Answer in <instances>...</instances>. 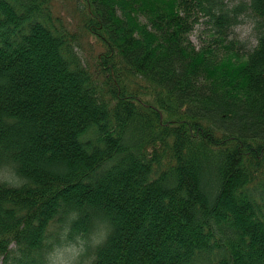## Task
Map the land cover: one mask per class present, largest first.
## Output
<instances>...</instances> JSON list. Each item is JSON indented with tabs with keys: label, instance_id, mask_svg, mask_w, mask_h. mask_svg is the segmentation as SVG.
<instances>
[{
	"label": "trees",
	"instance_id": "1",
	"mask_svg": "<svg viewBox=\"0 0 264 264\" xmlns=\"http://www.w3.org/2000/svg\"><path fill=\"white\" fill-rule=\"evenodd\" d=\"M0 170V264H264V0H0Z\"/></svg>",
	"mask_w": 264,
	"mask_h": 264
},
{
	"label": "rangeland",
	"instance_id": "2",
	"mask_svg": "<svg viewBox=\"0 0 264 264\" xmlns=\"http://www.w3.org/2000/svg\"><path fill=\"white\" fill-rule=\"evenodd\" d=\"M58 7L61 9L62 4L60 3ZM61 10L62 11H60V14L64 17L65 20L66 18L69 20L73 19L66 8H62ZM254 24L255 18L253 14L246 13L242 16L241 22L234 29L235 37L241 40L246 48H251L256 44L257 39ZM72 27L76 28L74 25ZM192 39L197 45L201 43V33L199 27L196 28L194 33L192 34ZM78 50L80 54L84 57L85 62L90 65L91 68H94L97 65L98 62L96 61V57L103 51L100 44L96 41V37L94 36L84 38L81 41V46L80 48H78ZM0 178L13 179V173H11L9 170H0ZM70 246L80 247V245L78 244H70L58 248L53 255L52 264H61V253L63 252L65 247ZM65 258L67 257L65 256Z\"/></svg>",
	"mask_w": 264,
	"mask_h": 264
},
{
	"label": "clouds",
	"instance_id": "3",
	"mask_svg": "<svg viewBox=\"0 0 264 264\" xmlns=\"http://www.w3.org/2000/svg\"><path fill=\"white\" fill-rule=\"evenodd\" d=\"M7 185L10 187H21L20 184L16 179H9ZM108 228L102 232L98 237L94 238V248H98L101 246L107 239ZM88 249L80 246H70L65 247L63 252L61 253V264H89L88 258ZM65 256L67 258H65ZM93 259L95 257H92Z\"/></svg>",
	"mask_w": 264,
	"mask_h": 264
}]
</instances>
